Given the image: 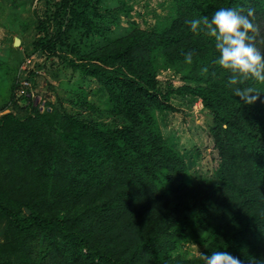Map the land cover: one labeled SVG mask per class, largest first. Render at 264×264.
<instances>
[{
    "label": "trees",
    "instance_id": "1",
    "mask_svg": "<svg viewBox=\"0 0 264 264\" xmlns=\"http://www.w3.org/2000/svg\"><path fill=\"white\" fill-rule=\"evenodd\" d=\"M172 1L163 28L133 30L69 64L104 90L116 126L54 107L23 117L0 108V264H203L172 257L197 242L204 254L264 264V83L236 85L262 92L253 105L234 97L212 38L185 24L251 8V43L264 55V0ZM162 70L185 85L162 84ZM17 94L26 97L15 82ZM173 97L201 101L212 118L211 181L194 184L161 133L157 112H174Z\"/></svg>",
    "mask_w": 264,
    "mask_h": 264
},
{
    "label": "rangeland",
    "instance_id": "2",
    "mask_svg": "<svg viewBox=\"0 0 264 264\" xmlns=\"http://www.w3.org/2000/svg\"><path fill=\"white\" fill-rule=\"evenodd\" d=\"M173 17L172 0H69L66 6L59 0H0V108L8 105L4 113L23 117L54 107L82 120L116 126L104 90L69 64L133 30L158 31ZM16 38L19 45H14ZM31 57L34 81L26 93L32 96L17 94L13 99L12 84L22 80L20 67ZM158 80L185 85L171 71L162 70ZM172 105L174 112H157L165 141L181 155L194 184L215 179L218 153L212 118L202 102L191 97H173ZM205 248L190 243L177 248L172 257L193 262Z\"/></svg>",
    "mask_w": 264,
    "mask_h": 264
},
{
    "label": "clouds",
    "instance_id": "3",
    "mask_svg": "<svg viewBox=\"0 0 264 264\" xmlns=\"http://www.w3.org/2000/svg\"><path fill=\"white\" fill-rule=\"evenodd\" d=\"M253 10L246 11L233 7L217 9L211 18L201 17L186 19L185 24L192 33L204 32L214 41L218 54L214 63L225 70L228 84L233 86L234 97L244 104L253 105L260 100V94L254 87H239L245 81L264 83V55L251 43L255 31L250 19ZM192 54H185V62L191 63ZM264 102V101H261ZM203 264H242V261L227 251H213L201 254Z\"/></svg>",
    "mask_w": 264,
    "mask_h": 264
},
{
    "label": "built area",
    "instance_id": "4",
    "mask_svg": "<svg viewBox=\"0 0 264 264\" xmlns=\"http://www.w3.org/2000/svg\"><path fill=\"white\" fill-rule=\"evenodd\" d=\"M63 1V0H59ZM33 58L25 59L23 65L20 67V73L23 75L22 80L19 83V94L27 96V91L30 89V81L27 80L29 73L31 72L30 66L33 63Z\"/></svg>",
    "mask_w": 264,
    "mask_h": 264
},
{
    "label": "water",
    "instance_id": "5",
    "mask_svg": "<svg viewBox=\"0 0 264 264\" xmlns=\"http://www.w3.org/2000/svg\"><path fill=\"white\" fill-rule=\"evenodd\" d=\"M21 43L20 39L16 38L14 41V45H19ZM26 213L29 215L30 212L26 209Z\"/></svg>",
    "mask_w": 264,
    "mask_h": 264
}]
</instances>
